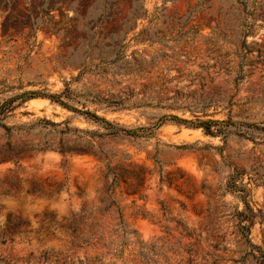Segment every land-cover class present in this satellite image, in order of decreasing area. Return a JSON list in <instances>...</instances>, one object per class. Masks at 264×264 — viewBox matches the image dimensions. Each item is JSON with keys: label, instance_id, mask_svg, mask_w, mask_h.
Wrapping results in <instances>:
<instances>
[{"label": "rangeland", "instance_id": "1", "mask_svg": "<svg viewBox=\"0 0 264 264\" xmlns=\"http://www.w3.org/2000/svg\"><path fill=\"white\" fill-rule=\"evenodd\" d=\"M65 90L69 109L17 99L0 116V264H144L136 244L120 260L58 227L110 200L153 247L149 264H254L241 193L225 188L242 173L262 214L249 240L264 249V132L246 126L264 127V0H0V105ZM72 109L140 137L109 136ZM163 115L243 125L150 129ZM107 163L141 169L138 192L131 175L107 192Z\"/></svg>", "mask_w": 264, "mask_h": 264}, {"label": "trees", "instance_id": "2", "mask_svg": "<svg viewBox=\"0 0 264 264\" xmlns=\"http://www.w3.org/2000/svg\"><path fill=\"white\" fill-rule=\"evenodd\" d=\"M67 91L63 92L60 95L55 94H46L39 92H27L18 95L17 97L6 100L3 104L0 105V116L5 115L8 111L12 109L11 104L17 100L22 99V101H27L32 98H42L47 99L50 102L57 103L64 108H71L62 101V98H68ZM72 111L77 112L81 115H84L87 118H91L95 122H102L106 127L107 135L109 136H126V137H140L137 135L136 130L125 129L123 127L113 125L112 123L100 119L96 115L90 113L89 111H77L76 109H72ZM175 123V124H183L192 128H200L203 130L205 135H209L211 137L218 136L220 134H225L221 128L230 127V126H241L243 124H239L233 122L228 119L227 121H216V120H200L199 118H195V120H184L180 119L174 115H163L161 116L155 125L151 126L150 129H157L160 125L164 123ZM51 125H54L50 123ZM247 128H251L253 130L264 132V127H259L257 125L248 124ZM6 131L10 129L7 127H3ZM228 133L230 131H227ZM154 162L158 163V161L154 158ZM106 173L104 178L109 180L106 191L112 192L113 189L117 188L120 182H125V178L127 175H131L136 180V185L132 189V193L138 192V188L141 186V182L143 181V172L141 169H138L136 172H130L128 170H124L117 165L110 166V163H107ZM161 173V169L158 170ZM242 175L237 171L230 176L229 182L226 185L225 191L230 193L240 192V198L243 203V209L241 211L236 210L235 217L237 222L238 233L242 239H244L245 243L251 248L250 254H252L254 264H264V249L256 247L250 243L249 240V231L251 226L254 224L256 219L259 221L262 220V214L260 210H254L250 204L247 202V191L245 187L238 186L236 184L237 179ZM30 192H38L36 190H31ZM113 207L114 208V216L110 215V222L102 221V217H104L105 213H108V210ZM95 211L86 212L85 210H81L79 214L72 215L70 219L65 224H59V228L65 230L71 238V244L76 245V247L83 246H99L107 249L106 255L115 257L117 259H123L124 249L131 244H136L139 247V251L137 256L143 261L144 264H149L151 262V258L149 254L153 251V247H146L142 241L138 238L135 239L136 231L128 229V227L123 222V216L121 214L120 209L116 206L113 200H110L107 207L104 210V213H99L100 217L94 215ZM233 216V213L231 214ZM112 221H116L115 225L116 229L110 230L109 226L112 225ZM23 223H18L21 225ZM108 235V238H107ZM134 238V240H131ZM116 239H119L116 242ZM255 251V252H254ZM95 263L102 264L99 259L95 260Z\"/></svg>", "mask_w": 264, "mask_h": 264}]
</instances>
